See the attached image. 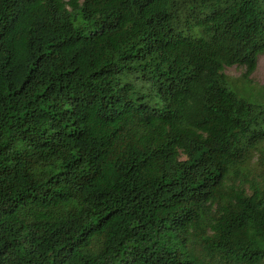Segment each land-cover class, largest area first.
Segmentation results:
<instances>
[{
    "label": "trees",
    "instance_id": "obj_1",
    "mask_svg": "<svg viewBox=\"0 0 264 264\" xmlns=\"http://www.w3.org/2000/svg\"><path fill=\"white\" fill-rule=\"evenodd\" d=\"M261 55L264 0H0V264H264Z\"/></svg>",
    "mask_w": 264,
    "mask_h": 264
},
{
    "label": "rangeland",
    "instance_id": "obj_2",
    "mask_svg": "<svg viewBox=\"0 0 264 264\" xmlns=\"http://www.w3.org/2000/svg\"><path fill=\"white\" fill-rule=\"evenodd\" d=\"M242 68L238 66H231L226 69L228 75L233 78H238L242 74ZM254 85H262L264 84V55L259 58L257 70L252 75ZM257 86V85H256Z\"/></svg>",
    "mask_w": 264,
    "mask_h": 264
},
{
    "label": "clouds",
    "instance_id": "obj_3",
    "mask_svg": "<svg viewBox=\"0 0 264 264\" xmlns=\"http://www.w3.org/2000/svg\"><path fill=\"white\" fill-rule=\"evenodd\" d=\"M261 56H263V55H261ZM261 56H260V57H261ZM260 57H259V58H260ZM258 62H259V61H258ZM234 66H236V65H234ZM257 66H258V65H257ZM256 70H257V69H256ZM226 73H227V72H226ZM232 78H233V77H232ZM233 79H236V78H233Z\"/></svg>",
    "mask_w": 264,
    "mask_h": 264
}]
</instances>
